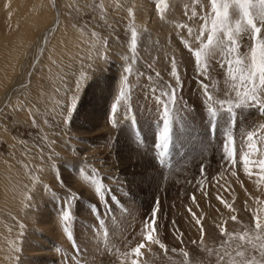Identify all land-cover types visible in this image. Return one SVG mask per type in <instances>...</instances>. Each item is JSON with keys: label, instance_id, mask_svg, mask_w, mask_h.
<instances>
[{"label": "rangeland", "instance_id": "rangeland-1", "mask_svg": "<svg viewBox=\"0 0 264 264\" xmlns=\"http://www.w3.org/2000/svg\"><path fill=\"white\" fill-rule=\"evenodd\" d=\"M54 2L58 22L51 35H45L47 41L43 43V32L53 22ZM54 2L0 0V99L11 85L27 78L17 97L0 109V264H26L30 256L25 246L38 229L34 224L36 211L45 205L44 202L48 203L45 210H49V201L56 213L54 223L60 229L57 233L60 246L53 240L47 243L45 226L39 228L38 236L48 245L47 249L49 247L45 255L48 260L44 264H64V260L68 264H99L97 260L112 264L111 261H115L122 252L137 264H229L227 256L224 261H219L217 253L224 255L227 249L234 256L233 250L240 242L237 239L224 245L227 237L221 235V227L229 233H243L245 228L254 229V214L264 220V169L258 163H250L249 172L252 174H246L240 159L247 153L250 161L264 160V141L254 137L250 148L246 136L247 131L264 123V115L255 107L238 110V121L232 127L235 139L232 147L235 163L239 161V170H235L236 164L226 163L231 178L216 176L212 167L221 158L225 163L223 129L229 121L226 113H220L215 136L208 133L207 123L202 120L204 106L199 80L204 79L217 97L226 98L225 69L218 63L222 56L217 50L210 60L211 80L198 77L194 58L181 41L183 37L192 48L199 47L195 36L204 23L201 16L208 11V0H164L160 12L156 10V0ZM201 5L204 6L203 12ZM129 9L132 17L128 15ZM193 11L196 16L192 15ZM131 26H135L138 33L135 53L129 49ZM189 28L192 29L191 35ZM251 43L250 36L243 34L240 52L247 53ZM173 58L183 80V89L179 93L181 105L187 107L174 109L177 115L172 123V139L166 163L160 165L154 144L161 121L151 90L157 88L159 91L167 83L175 84V78L171 76ZM127 66L132 68L128 79V101L121 102L114 127L109 123L110 105L119 91L123 69ZM111 70L115 74L113 83L108 96L105 95L106 99L100 100L97 107L98 94H89L88 87L96 88V80L110 75ZM81 73L86 79L81 85L80 101L70 122L64 123L69 97L76 91V81ZM129 106L142 143L137 142L131 121L127 119ZM100 107L104 111V126L95 124L104 129L101 141L90 146L96 149L93 153L97 157L91 164L89 158L77 152L78 142L71 123L91 117L89 111L95 112ZM119 129L123 130L122 136H117ZM236 136H240L239 147L235 142L239 139ZM130 145L134 150L139 148L143 164L136 163L129 151L126 152L125 147ZM53 164L56 167H52ZM136 165L141 169L135 168ZM202 165L204 175H201ZM59 166L73 168V179L79 182L84 189L82 193H85L79 194V199L74 198L69 208L73 219L67 223L75 244V226L85 224L90 233H94L105 230L108 222L114 224V236L108 237L111 245L96 252L91 262L75 254L73 241L67 239L63 232L64 224L59 223L61 206L70 194L57 182V176L62 175ZM80 169L87 175L96 170V179L105 186L107 202L98 200L94 186L80 176ZM154 185L159 189L156 190ZM231 185L235 189L244 188L242 195ZM71 190L78 193L77 188ZM113 196L116 201L112 200ZM217 196L227 201L231 208L221 203ZM157 201V230L154 235L166 249L145 242L142 255L136 256L131 250L143 241L144 222ZM93 205L98 208L95 213ZM81 207L89 220L75 214ZM192 213L202 218L203 240L200 225L196 224ZM233 215L237 221L231 219ZM75 217H79L78 220ZM101 220L104 222L102 226ZM181 222L185 232L180 229ZM31 258L37 261L38 255L32 254Z\"/></svg>", "mask_w": 264, "mask_h": 264}, {"label": "snow or ice", "instance_id": "snow-or-ice-1", "mask_svg": "<svg viewBox=\"0 0 264 264\" xmlns=\"http://www.w3.org/2000/svg\"><path fill=\"white\" fill-rule=\"evenodd\" d=\"M198 2V0H194ZM164 0H156V10L161 11L160 5ZM203 12L204 6L201 5ZM129 17H132V11H128ZM193 16L197 13L193 11ZM201 19L204 23L200 27L199 34L195 36V40L199 42V47L192 48L188 42L181 37V41L188 48L191 56L194 58L197 76L211 80L209 69L211 67L210 60L216 55L217 50L220 51L222 59L218 61L221 67L225 69L226 83L228 90L225 93L224 99L217 97L212 91L210 85L200 79V91L203 99L201 101L204 106V115L202 120L207 123V131L211 136H215L218 127V116L220 113H226L228 118V126L223 129V146L222 152L225 163L235 164V154L233 145L232 127L237 122L238 110L255 107L261 115H264V0H208V11L203 12ZM178 27H187L186 25H178ZM189 34H192V29H188ZM243 34H248L252 41L251 47L247 53L240 52V40ZM95 36L96 33H93ZM138 33L135 26H131V39L129 41V49L135 53L137 50ZM127 59V57H126ZM120 87L114 101L110 105L109 123L116 126L115 116L118 112L121 102L127 103L129 96L128 79L132 72L131 66L124 67ZM157 76L159 74L157 73ZM171 76L175 78V84L167 83L165 87L157 90L153 88L151 91L154 95L155 102L158 106V114L161 124L157 127L155 134L156 159L157 163L164 165L169 150V145L172 139V123L176 118L177 106L186 109V105H181L182 97L180 92L183 89V80L178 74V67L175 59L171 62ZM86 77L81 73L76 81V91L67 104L68 115L64 116V123H69L72 114L75 112L80 101L81 85ZM129 115L127 119L131 121L132 129L135 132L136 140L142 143L140 132L137 129V123L131 107L128 108ZM33 123H35L33 121ZM248 146L253 147L252 141L254 137H258L264 141V123L253 127L246 133ZM248 154L241 155L240 159L244 165L246 174L249 172V164L258 163L264 169V160L250 161L247 158ZM52 167H56L54 164ZM80 176L84 180L89 181L95 189V194L98 200L107 202L105 196V186L100 180L96 179V170H92V175L85 174L83 169L79 170ZM205 174L204 166H201V175ZM235 175V173H233ZM57 182L65 187L70 193L67 199L61 206V223L64 224L63 232L66 234L69 241H73V247L79 252V246L75 244L72 231L67 222L73 219V214L69 210L72 200L79 199V193L72 192L68 188L67 181L63 175L57 176ZM47 188V186H45ZM195 201V197H192ZM221 203L226 207L231 208V205L217 196ZM113 201L116 198L112 197ZM159 202L153 207L150 217L144 222V236L135 248L131 250L136 256L142 255L141 249L148 244H158L161 248L166 249V246L156 238L154 233L157 230V211ZM93 212H97L98 208L93 205ZM191 212V209H189ZM193 219L197 225H200L201 239L203 240L204 229L201 224V217H197L192 213ZM233 221H237V217H231ZM255 221L254 229L245 228L243 233H229L221 227V235L227 237L223 241L224 245L230 241L239 240L235 247L234 256L232 252L224 250V255H219L218 260L224 261L225 256L229 258V264H264V220L259 216H253ZM103 220L100 221L102 225ZM195 243V241H193ZM19 251V248L15 249ZM59 252L60 249H57ZM175 251V250H173ZM211 251V250H209ZM187 255V253H185ZM238 258V259H237ZM75 259V257H74ZM64 264H68L64 260ZM132 264H137L136 260H132Z\"/></svg>", "mask_w": 264, "mask_h": 264}, {"label": "bare ground", "instance_id": "bare-ground-1", "mask_svg": "<svg viewBox=\"0 0 264 264\" xmlns=\"http://www.w3.org/2000/svg\"><path fill=\"white\" fill-rule=\"evenodd\" d=\"M51 2L53 3L54 2V0H51ZM53 5H54V7H55V11L53 12V22H52V25L50 26V27H48L43 33V37H45V35L47 36V37H49L50 35H51V31H52V28L57 24V22H58V17H57V15H58V11H57V8H56V5H55V2L53 3ZM52 5V6H53ZM60 18V17H59ZM47 37H45V40L43 39V43H46V41H47ZM41 45V44H40ZM41 47V46H40ZM114 76H115V74L113 73V71L111 70V73H110V75H105L104 76V78H102V79H100V81H97L96 80V82H95V87L97 88H94V87H88L89 88V90H90V92H89V94H98L97 95V103L100 101V100H105L106 99V97H105V95H107L108 94V91L110 90V88H111V84L113 83V80H114ZM27 78H24L23 79V81H17V83H15V84H13V85H11L10 86V88L7 90V92H5L3 95H2V97H1V99H0V109L4 106V105H6V103L7 102H10L14 97H17L16 95H18L22 90H23V87L26 85V83H27V80H26ZM102 80V81H101ZM28 87V86H27ZM92 89H94V91H91ZM111 92V91H110ZM108 96V95H107ZM102 98V99H101ZM108 100V99H107ZM106 100V101H107ZM101 102V101H100ZM100 102L98 103V105H97V107H99V104H100ZM9 104V103H8ZM87 109H89V108H87ZM90 110V109H89ZM98 111V112H97ZM97 111H95V112H93V111H89V113H88V115L90 114V116L91 117H89V118H85L84 120H80V118H79V120H80V122L78 121V123H74V122H72L71 123V125H72V129H74V133H75V137H76V141L78 142V143H76V144H78L77 145V152H78V154L79 155H83V156H86V158H89V161H90V163L92 164V163H94L96 160H97V157H95L94 156V153H93V151L95 150L96 151V149H93V148H91L90 146L92 145V144H95L96 145V142H98V141H101V137H102V130L104 129V128H99L96 124H95V122H97L98 124H101V126H104V124H103V122H102V118H103V116H104V111L102 110V108L100 107V109H98L97 108ZM250 118V117H249ZM244 120V119H243ZM77 121V120H76ZM238 121V120H237ZM240 121V120H239ZM245 123H246V121H245ZM105 124H107V123H105ZM247 125L246 126H248L249 125V123H246ZM106 127V126H105ZM123 128V127H122ZM121 128V129H122ZM118 131V133H117V136L118 135H123V130H117ZM103 133H105V132H103ZM107 133V132H106ZM237 134H239V130H238V132H237ZM241 136V135H240ZM240 136H236V137H238L239 139L238 140H236L235 142L237 143L236 145L238 146L239 145V140H240ZM121 139V138H120ZM233 140H235V139H233ZM122 142V141H121ZM120 145H122V144H120ZM235 145V146H236ZM239 147V146H238ZM237 148V147H236ZM124 150V149H123ZM125 150H126V152H128V154H131V157H132V159H134L135 158V162L136 163H138V162H140L141 164H143L144 162L141 160V158H140V155L139 154H141L140 153V150H139V148H137L136 150H134V149H132L131 148V145L130 146H128V148L127 147H125ZM124 150V151H125ZM94 151V152H95ZM249 153V152H248ZM251 153V152H250ZM93 154V155H92ZM143 155V154H142ZM252 155V154H251ZM85 160V159H84ZM105 160V159H104ZM221 160H222V158H221ZM221 160H218L214 165H213V167H212V170H213V173H217V175L216 176H218V175H224V176H229V178H231L230 177V173L228 172V170H229V168L226 166V163H222L223 161H221ZM238 160V159H237ZM86 161V160H85ZM99 161V160H98ZM215 161V160H214ZM106 163V162H105ZM238 163H239V161H238ZM236 164V168L237 169H235L236 171H238L239 170V168H238V166H240L239 164ZM100 165V164H99ZM98 165V166H99ZM104 165V164H103ZM103 165H102V167H103ZM107 165V164H106ZM105 165V166H106ZM109 165V164H108ZM107 165V166H108ZM101 166V165H100ZM135 168H138V169H141V167L139 166V165H136L135 166ZM149 169V168H148ZM172 169H174V168H172ZM234 169V168H233ZM72 170H73V168H71L70 166H66V167H63V166H59V173H61L63 176H64V179L67 181V184H68V186L71 188V189H73V188H77V192L79 193V194H85V193H82L83 192V188L79 185V182L78 181H75L74 179H73V174H72ZM106 170V169H105ZM209 171V169L206 171V172H208ZM231 171V170H230ZM212 173V174H213ZM233 173V172H232ZM206 174V173H205ZM212 176V175H211ZM210 176V177H211ZM212 178V177H211ZM219 178V177H218ZM209 180V179H208ZM214 180V179H213ZM218 180V179H217ZM222 180V179H221ZM220 181V180H219ZM225 182V181H224ZM218 183V182H217ZM152 184V183H151ZM209 184V183H208ZM220 183H218V185H219ZM228 183H226V185H227ZM257 184H258V182H257ZM153 185V184H152ZM221 185V184H220ZM227 186H229V185H227ZM232 186V185H231ZM154 187L156 188V190H158L159 189V186L157 187V185H154ZM161 187V186H160ZM233 187V186H232ZM154 188V189H155ZM234 188V187H233ZM235 189V188H234ZM233 189V190H234ZM243 190H244V188L243 189H235V191H237L238 193L240 192L241 193V195H242V193H243ZM85 192V191H84ZM236 194V193H235ZM163 196V195H162ZM164 198V197H163ZM236 197H234V199H235ZM167 200V199H166ZM171 201H172V199H171ZM50 202V204H49V207H50V209L49 210H45V208L44 207H46V205L48 204V203H46V202H44L45 203V205H43V207L42 208H38V210L36 211L37 213H36V215H35V218H36V220H35V222H34V224H36L38 227V229H35V233H33V236H34V238H30V240H29V242H28V244L25 246V249L27 250V253L29 254V256H30V258H29V260L27 259L25 262H26V264H44L43 262H45V261H47L48 259L46 258L47 256H45V255H47L48 253H47V251H49L48 249H49V247H48V249H47V246H46V244H45V242H42V238H40L39 236H38V234H37V232H40L39 231V228L40 227H42L43 226V228H44V226H45V229H44V233H45V235L48 237V239H46V241H48L47 243H50V240H53L54 242H55V244L56 245H59L60 246V241L59 242H57V240H58V232H59V228H57V226L55 225V221L57 220V218H56V216H55V212L53 211V209H52V203H51V201H49ZM55 202V201H54ZM168 202V201H167ZM170 202V201H169ZM169 202H168V204H169ZM182 203V202H181ZM212 203V202H211ZM163 204H164V202H163ZM171 204L173 205V202H171ZM170 204V207L172 206ZM165 205H166V202H165ZM54 207V206H53ZM164 207H166V206H164ZM169 206H167V208H168ZM47 208V207H46ZM57 209V208H56ZM78 210L75 212V214L76 215H78V214H80V216L82 217V216H84L85 218H86V215H88L87 213H85L84 211H85V209H83L82 207L81 208H77ZM200 209V208H199ZM50 210L51 211H53V212H50ZM122 210H124V209H122ZM161 210V209H160ZM165 210H168V209H165ZM169 210H170V208H169ZM168 210V211H169ZM125 211V210H124ZM171 211H173L172 209H171ZM74 212V211H73ZM120 212V211H119ZM129 212V211H128ZM133 214V213H132ZM120 215H123L122 214V212L120 213ZM119 215V216H120ZM165 215V214H164ZM180 215V214H179ZM128 216V215H127ZM130 216H131V214H130ZM207 216V215H206ZM58 218H59V216H58ZM76 218L77 217H75V220H76ZM79 218V217H78ZM78 218H77V220H78ZM119 218L120 217H118V220H119ZM176 218V217H175ZM86 219H88V218H86ZM178 219V218H177ZM74 220V221H75ZM89 220V219H88ZM74 221H73V223H74ZM59 223H61V222H59ZM58 223V224H59ZM84 223V222H83ZM76 224V223H75ZM79 224V223H78ZM107 224V222L104 224V225H106ZM108 224L110 225H106L105 226V230H96V232H94V233H90V231L88 230V226H84L82 223H81V225H77V226H75V230H74V232H75V237H76V244H78V246H79V252L77 253V251H75V254H80L79 255V257L81 256L83 259L84 258H86L87 260H88V262H91V261H93V255L96 253V252H98V251H100V250H102V249H105L106 247H109L110 245H111V241H110V235L112 234H114L113 233V227H112V224L113 223H111V222H108ZM114 225V224H113ZM118 225H119V223H118ZM59 226H60V224H59ZM58 226V227H59ZM102 226V225H101ZM179 226H180V229H183V231H184V225L182 224V222L181 223H179ZM107 230V231H106ZM121 230V229H120ZM106 231V232H105ZM170 231V230H169ZM166 232V231H165ZM185 232V231H184ZM40 234H42V233H40ZM143 235H144V232H143ZM114 236V235H113ZM137 236V235H136ZM43 237V236H42ZM109 237V238H108ZM46 238V237H45ZM50 238V239H49ZM104 238V239H103ZM101 239H103V240H101ZM137 239V238H136ZM101 240V241H100ZM167 240H168V238H167ZM183 240H184V238H183ZM135 242V241H134ZM171 242V241H170ZM172 244L174 243L173 242V240H172V242H171ZM129 245V244H128ZM68 246V245H67ZM131 246V245H130ZM66 247V246H65ZM127 248H129V247H127ZM123 249H126V248H123ZM130 249V248H129ZM67 250H69V249H67ZM67 253V252H66ZM32 254H37L38 255V258H37V261L36 260H33L32 258H31V256H32ZM40 254V255H39ZM50 255V254H49ZM48 255V256H49ZM121 257V258H120ZM128 257V254L126 253H121V255H118L117 256V258H116V256H115V258H116V260L115 261H111L112 262V264H132V259H131V257H129V259L127 258ZM114 258V259H115ZM152 259V258H151ZM96 260H97V258H96ZM97 262H99V264H107L108 262L106 261H100V260H97Z\"/></svg>", "mask_w": 264, "mask_h": 264}]
</instances>
